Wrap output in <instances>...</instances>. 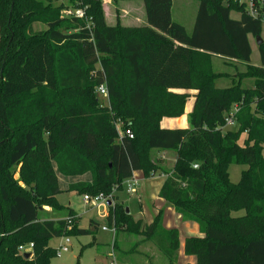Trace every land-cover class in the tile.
Listing matches in <instances>:
<instances>
[{
	"label": "trees",
	"instance_id": "trees-1",
	"mask_svg": "<svg viewBox=\"0 0 264 264\" xmlns=\"http://www.w3.org/2000/svg\"><path fill=\"white\" fill-rule=\"evenodd\" d=\"M143 1L147 25L132 28L107 25L102 0H0V264H51L59 255L52 240L89 233L73 211L40 219L44 207L65 209L57 174H90L91 183L68 191L94 197L121 190L135 172L164 175L159 197L199 225L203 237L183 246L196 264H264V43L256 67L249 42L262 34L264 7L254 18L231 0H195L188 33L172 18L173 0ZM37 23L46 30L35 32ZM213 55L245 66L228 88L216 87L228 75L214 72ZM245 79L254 86L243 87ZM192 98L188 128L161 127L184 116ZM236 108L237 129L226 130ZM117 122L133 139L120 136ZM155 151L173 152V168ZM232 165L247 167L238 184ZM109 209L116 235L162 232L167 244L157 245L176 264L178 231L162 229L161 212L147 226L119 204ZM30 244L26 259L19 248Z\"/></svg>",
	"mask_w": 264,
	"mask_h": 264
},
{
	"label": "rangeland",
	"instance_id": "rangeland-1",
	"mask_svg": "<svg viewBox=\"0 0 264 264\" xmlns=\"http://www.w3.org/2000/svg\"><path fill=\"white\" fill-rule=\"evenodd\" d=\"M185 4L183 5L178 0L175 1V16L178 18L184 17L187 18L189 16L190 11L187 10L191 7L196 8L197 2L195 0H185ZM66 14V13H64ZM187 25V24H186ZM33 30L35 32L46 30V26L43 24H35L33 26ZM262 39H264V23H263V34H261ZM1 38V33H0ZM254 43V51L251 57L250 65L258 67L260 64V53L255 47L256 41L252 40ZM256 48V49H255ZM213 63V70L216 73H229L228 77H223L216 82V87L223 89L231 86V77L235 74L244 72L245 66L242 63H238L233 60H218L217 58L211 59ZM223 66V67H221ZM230 77V78H229ZM243 87L252 88V80L245 79L242 82ZM98 100L107 105V99L105 97H98ZM186 120L188 117H185ZM189 122V121H188ZM189 127V126H188ZM237 128H226V130H236ZM243 140V139H242ZM242 143V141H241ZM167 159L163 162L166 163L165 168L171 169L174 165V157L175 154L170 152L167 156ZM55 167V166H54ZM56 168V167H55ZM247 169L246 166L240 165H232L229 168V176L230 181L234 184H238L241 181L242 173ZM15 180H19V173L16 172L14 176ZM136 179H139V186L136 190H134L131 194L127 193V184L129 180L123 182L122 189L117 190L114 196L118 193L119 201L124 210H128L130 216L135 220H142L143 223L150 224L155 216V208L159 204H161V198L159 197L160 186L162 185L164 178H145L143 173H138L135 176ZM64 179H61V186H63ZM140 190L142 191L140 193ZM163 200V199H162ZM58 201L62 204L65 209L60 212H55V216L51 213V219H63L68 218L69 213L72 210L79 217V222H77L78 226L81 229H86L89 233L85 235H70L68 237H63L60 239H54L50 242V245L54 249L60 248L62 245L67 246V251H60V254L52 259L51 264H111L113 258H108L107 255L110 253L113 254L116 263H117V253L115 251V244H112L114 240V235L112 232L105 233L102 230L103 226L109 227L106 220V213L108 211V203L101 202L98 204H85L83 201V196L74 193H62L58 197ZM113 204H116V201H111ZM71 205V208L69 206ZM244 211H240L238 213L233 214V216H243ZM77 217V216H75ZM71 220L73 218H70ZM77 220V219H76ZM90 220L94 221L97 226V231L92 232V228H90L89 223ZM163 221V222H162ZM76 222V221H75ZM161 222L164 225H170L175 227L176 224H179L177 217H174L172 213H168L167 211H163ZM110 228V227H109ZM120 231V230H119ZM132 243L127 245H122V247H130L134 248L137 242L141 239L137 235H132ZM69 240V243H66V240ZM162 243V236L160 235L158 239ZM114 242V241H113ZM113 245V246H112ZM111 246V250L109 249ZM151 247L153 245L150 244ZM139 250H142L141 248ZM162 259L166 260L164 257Z\"/></svg>",
	"mask_w": 264,
	"mask_h": 264
},
{
	"label": "crops",
	"instance_id": "crops-1",
	"mask_svg": "<svg viewBox=\"0 0 264 264\" xmlns=\"http://www.w3.org/2000/svg\"><path fill=\"white\" fill-rule=\"evenodd\" d=\"M175 1L173 0V6H172V18L175 22H178L180 24H182L188 33H191L194 27V22H195V18L197 15V9H198V4L196 6V8H189L187 10L190 11L189 16L187 15V18L185 19L184 17L178 18L175 16ZM190 1V0H188ZM178 2H180L183 5H186L185 0H178ZM102 8H103V12H104V16H105V21L107 23V25L109 26H115L118 22L124 26V27H143L147 25V15H146V9H145V4L143 0H102ZM231 18L238 20L240 18V14L232 12L231 13ZM187 24V25H186ZM262 34H263V27H262ZM253 37L249 36V42H250V46L252 49V54L254 51V43L252 42ZM255 40V39H254ZM264 41V39H263ZM256 44V43H255ZM255 47H258L257 45H255ZM256 49V48H255ZM259 51V49H258ZM252 57V55H251ZM212 58H217L218 60H228L226 58H222L219 56H212ZM239 63V62H238ZM213 64V63H212ZM261 64V63H260ZM260 66V65H259ZM223 67V66H221ZM218 74H229V73H219ZM229 76V75H228ZM235 76V74L233 75ZM232 76V77H233ZM230 78V77H229ZM252 80V79H251ZM252 84L254 86V80H252ZM243 85V84H242ZM193 106H194V99H190L186 105V112L185 115L182 116L181 118L178 119H163L161 122V127L164 129H182V128H188L189 126V122L188 119L186 120L185 117H189V114L192 112L193 110ZM170 152H154V157L161 160V162H163L164 160L167 159V155ZM175 158V157H174ZM175 162V159H174ZM163 166H166V163L163 162ZM170 170V169H168ZM138 173L141 172H135L133 177H135ZM58 177V181H59V189L62 193H70V194H74L76 193L75 191L73 192H69V188L70 186L74 185V184H78V183H91L92 181V176L90 174L84 175L82 177H71V178H66L63 177L59 174H57ZM164 178V175H160L157 174L156 176H154L153 179L155 178ZM64 179V183L63 186H61V179ZM139 182L140 180L137 179ZM164 183V181H163ZM162 183V185H163ZM162 185L160 186V189L162 187ZM142 191L140 190V193ZM60 193V194H62ZM60 194L58 195V197L60 196ZM57 197V198H58ZM116 201V204H119V197H118V193L114 196V200ZM115 205V204H114ZM121 205V204H119ZM70 208L71 205L69 204ZM110 206L108 205V211L106 213V218L109 214V209ZM72 211V210H71ZM155 216H157L160 212H161V217H162V213L163 211H167L168 213H172L174 215V217H177V220L179 221V224H176L175 227H172L170 225H166V227L164 228V225L161 222L162 225V229L165 231H170V230H177L178 231V237H179V242H180V247L177 251V260H176V264H196V257L194 256H187L184 254V250H183V246H184V242L187 238H191V237H203V234L200 231V227L197 223L194 222H189V221H184L182 219V216L179 215L173 208V206L171 204H169L168 202H166L164 199H161V204H159L157 206V208H155ZM55 212L53 209L49 208V207H44L43 210L40 213V219L41 220H53V221H58V220H65L67 218H63V219H51V213L55 216ZM77 217L78 215L75 214ZM79 218V217H78ZM155 219V218H154ZM154 219L152 220V222L150 224H145L142 222V220H138V221H134L135 222H139L141 221L143 224L149 226L153 223ZM90 228L92 227V232H96L95 226H98L94 221L90 220L89 223ZM106 227V226H103ZM102 227V230H103ZM109 228V227H108ZM105 233L109 232V231H104ZM161 234H158L156 237L148 239L145 234H139L137 235L138 237H140L141 239L137 242L136 246L134 248H130V247H122V245H127L129 246L130 243H132V234L127 233L124 230H120L119 233L114 237V242L112 241V244L114 245L115 243V251L117 253V264H168V260L167 258L163 255V253L161 252V250L159 249L158 245L159 243H161L158 239L160 237V235L162 236V232H160ZM133 244V243H132ZM153 245V247L150 246ZM163 245H166V240L163 238L162 236V243ZM112 245V246H113ZM142 250H139V249ZM109 249L111 250V246H109ZM108 258H110V253L107 255ZM162 257H164L166 260L162 259Z\"/></svg>",
	"mask_w": 264,
	"mask_h": 264
},
{
	"label": "built area",
	"instance_id": "built-area-1",
	"mask_svg": "<svg viewBox=\"0 0 264 264\" xmlns=\"http://www.w3.org/2000/svg\"><path fill=\"white\" fill-rule=\"evenodd\" d=\"M234 3H238L239 5H244L246 7L247 12L249 13L250 16L256 18L258 16V10L260 8L264 7V0H231ZM66 14H71L70 11H66ZM83 11H76L75 12V16L77 17H83ZM96 93L99 96L105 97L107 98L108 92H107V88L105 85H101L96 89ZM238 109H234V112L231 114L230 118L227 120V123L230 127H233L235 125V122L232 120L233 116L237 113ZM116 128L120 133V136H127L129 139H133V135L132 132L130 130H126V131H122L121 129V123L117 122L116 124ZM194 168H198L197 165L194 166ZM128 181V180H127ZM139 186V181L135 178L132 177L131 179H129V182L127 184V193L131 194L134 190H136ZM117 191V187H115L113 189V192L110 196H104V195H98V196H89V195H84L83 196V201L85 204H98L101 202H106L107 203H111V205L113 204L111 201H113L114 199V194ZM103 231H110L113 233L114 236H116V229L114 227L112 228H108V227H103ZM66 243H69V240H66ZM34 249V245L30 244L27 246H21L19 248V251L21 254H26V253H31ZM60 251L66 252L67 251V246L66 245H62L60 246V248L58 249V253L60 254ZM110 257L113 258L111 261V264H117L116 263V259L114 257V255L110 254Z\"/></svg>",
	"mask_w": 264,
	"mask_h": 264
},
{
	"label": "water",
	"instance_id": "water-1",
	"mask_svg": "<svg viewBox=\"0 0 264 264\" xmlns=\"http://www.w3.org/2000/svg\"><path fill=\"white\" fill-rule=\"evenodd\" d=\"M255 41H256L257 46H261L264 43V41H263L261 36L255 38ZM108 205L111 206V203L109 202ZM126 213L129 214V211L126 210ZM30 256H31L30 253L24 254V258H26V259L30 258Z\"/></svg>",
	"mask_w": 264,
	"mask_h": 264
}]
</instances>
